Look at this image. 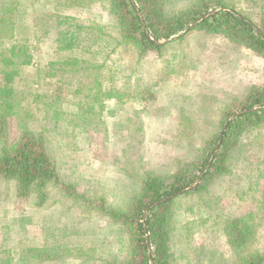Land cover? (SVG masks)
Wrapping results in <instances>:
<instances>
[{
  "label": "rangeland",
  "instance_id": "rangeland-1",
  "mask_svg": "<svg viewBox=\"0 0 264 264\" xmlns=\"http://www.w3.org/2000/svg\"><path fill=\"white\" fill-rule=\"evenodd\" d=\"M163 1L172 10L198 0ZM225 1L255 23L264 13V0ZM9 4L0 27V84L6 48L27 47L31 64L14 79L19 114L44 132L61 179L90 197L117 205L139 191L146 174H172L221 132L228 106L264 87V56L224 34L193 29L140 55L117 44L108 0ZM61 29L81 32L74 49L58 48ZM19 121L9 119L12 138ZM229 166L207 191L177 199L169 264L234 263L226 232L234 216L255 225L250 250H264V122L238 137ZM118 235L107 216L55 185L37 207L0 177V264H121Z\"/></svg>",
  "mask_w": 264,
  "mask_h": 264
},
{
  "label": "trees",
  "instance_id": "trees-1",
  "mask_svg": "<svg viewBox=\"0 0 264 264\" xmlns=\"http://www.w3.org/2000/svg\"><path fill=\"white\" fill-rule=\"evenodd\" d=\"M12 0H0V17ZM120 34L117 44L135 47L140 55L159 51L165 41L183 37L193 29L229 36L264 56V13L254 22L243 11L225 0H198L180 9H168L163 0H108ZM3 18V19H1ZM0 18L1 24L4 15ZM6 35H13L10 22ZM84 25H76L78 30ZM1 29V28H0ZM9 34V35H8ZM81 32L60 30V50L76 47ZM28 48L14 43L1 55L3 82L0 84V177L12 181L16 195L30 198L41 207L49 200V187L57 186L65 195L83 202L107 216L118 227L124 259L121 264H169V221L182 196L201 194L213 182L230 171L229 159L238 137L250 126L264 122V87L252 90L239 102L224 110L223 129L206 142L202 153L185 161L172 174H146L138 192L120 204L104 197H90L73 184L61 179L49 152L43 131L29 126L19 114L14 79L22 66L31 64ZM19 116V132L11 137L9 119ZM230 245L235 253L232 264H264V250H250L256 241L255 225L243 216H234L226 225Z\"/></svg>",
  "mask_w": 264,
  "mask_h": 264
}]
</instances>
